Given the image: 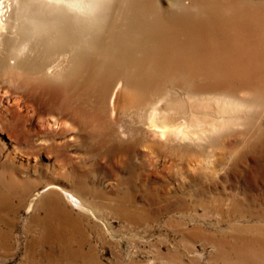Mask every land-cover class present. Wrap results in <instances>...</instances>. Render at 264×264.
<instances>
[{"label":"rangeland","instance_id":"rangeland-1","mask_svg":"<svg viewBox=\"0 0 264 264\" xmlns=\"http://www.w3.org/2000/svg\"><path fill=\"white\" fill-rule=\"evenodd\" d=\"M1 40L0 264H264V0H15Z\"/></svg>","mask_w":264,"mask_h":264},{"label":"bare ground","instance_id":"bare-ground-1","mask_svg":"<svg viewBox=\"0 0 264 264\" xmlns=\"http://www.w3.org/2000/svg\"><path fill=\"white\" fill-rule=\"evenodd\" d=\"M12 2H15V0H0V51H2V49L4 47V43L1 40V36H2L3 32L6 30V15L11 11ZM13 7H15V6H13ZM21 11H23V10L21 9ZM28 11H29V9H28ZM16 28L17 27H13V30H15ZM19 49H20V47H19ZM120 85H121V83L118 82L115 90L112 93H110V91H109L110 90V84H108L107 91L102 94L103 97L111 94L110 107H111L112 113L116 109V105H117V101H118V95H119L120 89H121ZM172 102L173 101L169 97H167V98H163V99L159 100L157 103H148V105L145 109V115L142 118V120H140L141 127L145 131H147L149 133L150 132L153 133L155 136H157V138L155 136H153V138L159 139L160 141H164L166 139H169V137H171L174 133H175L174 135H177L180 138H184L186 136V131L184 132V131H182V129L180 127L174 126L173 112L176 111V108L173 105L174 103H172ZM71 140H72V142H74L75 138L72 137ZM121 147H123V146H121ZM126 147H127V150L124 151L125 155H123V156H126V154H129L128 152H133V150L131 151V149H133V146H126ZM122 150H124V148ZM13 151H14V149H13ZM124 152H122V153L124 154ZM18 154H20V152ZM6 159H8V163H9V161L11 160V157H8ZM139 178H140V175L135 174V176L132 177V179L131 178L129 179L127 184L132 186L133 181H134L133 179H135V182H138ZM21 182H24V181H21ZM135 182H134V185L137 184ZM142 184H143V182L140 181V183L136 185L137 188L142 189ZM144 193H145V190L142 191V194H144ZM0 198L5 199V197H2V196H0ZM129 198H130V201H134V199H133L134 197L132 196V194H129ZM1 200L2 199H0V201ZM66 200L70 204H73V205L75 204V202H72L71 199L67 196H66ZM78 206L80 208H82L81 203H78ZM139 208L140 207L136 206L135 211H137Z\"/></svg>","mask_w":264,"mask_h":264}]
</instances>
